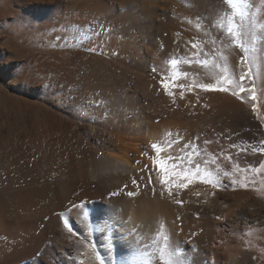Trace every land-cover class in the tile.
I'll list each match as a JSON object with an SVG mask.
<instances>
[{
  "label": "bare ground",
  "instance_id": "obj_1",
  "mask_svg": "<svg viewBox=\"0 0 264 264\" xmlns=\"http://www.w3.org/2000/svg\"><path fill=\"white\" fill-rule=\"evenodd\" d=\"M0 4V29L55 44L0 46V103L12 101L0 115V264H161V251L169 264H222L219 115L263 134L250 107L201 86L247 87V103H264V0ZM230 17L235 38L220 27ZM46 93L55 111L21 108ZM254 242L264 250V235ZM243 252L223 263L264 264Z\"/></svg>",
  "mask_w": 264,
  "mask_h": 264
},
{
  "label": "rangeland",
  "instance_id": "obj_2",
  "mask_svg": "<svg viewBox=\"0 0 264 264\" xmlns=\"http://www.w3.org/2000/svg\"><path fill=\"white\" fill-rule=\"evenodd\" d=\"M8 13H9V7L0 4V15H1L0 17H4L2 15L7 16ZM222 22H220L221 23L220 27H222L221 30L226 27L227 30L225 31L226 28L224 29L225 33L223 30L222 31L224 36L229 37L228 27H227L228 25L225 26L226 23L224 22L225 23L224 24ZM0 35H1L0 46H2V48H6L10 46L18 51L26 50V52L31 55H33L37 51H49L55 49V44L53 42L43 40L44 38L41 35L40 36L36 35L35 37L32 36L23 39L20 38L19 36L14 37L9 35V33L4 28L0 29ZM205 72H203V75ZM206 74L207 72L205 73V76L208 75ZM27 79L28 80L30 79L28 75L22 74L20 82L27 81ZM0 88L4 89L5 91L10 90L1 81H0ZM187 88H189L188 89V91L190 90L189 92H191V90L195 91L194 89H192L193 87L192 88L187 87ZM226 88L227 91L226 90L221 91L222 94H225L226 92L227 95L228 94L227 92H229L230 93L229 96L233 97L234 101H238L239 103L241 102L245 108H247V106L250 107V110L247 108L248 109L247 113L250 111L248 114L250 118H252V122L256 123L258 127H260V131L262 130L263 135L261 140L262 139L263 140L262 142L260 141L258 143L255 139L256 137H253L255 136V134L252 133L254 132L252 125L250 127L248 124L238 125L236 113L233 114V116L231 117L232 119H229L230 120L229 121L226 118L227 112L223 110H222L223 112L221 111V114L219 115L220 119L217 121L216 124V131H217L218 141L220 142V143L217 142V144H219L218 152L220 154L219 155L220 162L223 166L221 165L220 166L221 168L218 171L219 184L216 185L218 187H215L213 190H214V198L216 199V202L218 204V212H219L218 215L214 217V223H216L218 225V228L221 229V230L219 229L220 230L219 232L223 238L222 240L219 241V243L216 246L218 250H216L215 254L217 255L215 254L214 255L217 258L220 256L221 263L226 264L229 263L227 262L229 258L238 257L240 255H241L240 257H243L242 254L244 253L243 251L252 250L256 253L255 255L256 259L262 262L263 261L262 259H264V250H262L260 248V245H257L254 242V240H257L261 235H264V216H263L264 215V167H260L261 163H264V103L260 105L258 102L259 100L258 97H255L254 105H250L249 103H247L248 100L250 99V96L248 97V95H246L247 93H249L247 87H243V88H247L244 90L243 93L240 92V86H238V88L235 87L236 90L233 88V86H228ZM167 91L169 90H166L165 92ZM170 91H172V89ZM170 91L166 94H171ZM233 95H235V98ZM21 98L24 99V97ZM30 100L26 102L21 101L19 103L21 108L25 110L33 109L32 107L35 106L34 104H38L40 106L42 105V107L46 109L48 108L52 109V107H54V104H56V101H52V98L49 97L48 93L44 95L42 94L41 96L36 97L31 101ZM11 102L12 101L5 99L2 103H0V113H2L0 115H7L6 113L7 112L9 113L10 110L9 108L12 107ZM52 102L54 103L52 104ZM52 111H55L54 108L52 109ZM54 114L57 115L58 113L54 112ZM42 117H43L42 121L44 124H54L57 122L55 118L54 119L49 118L46 117L45 115H42ZM249 131L251 132L249 133ZM250 136H252L254 140L252 137L250 138ZM254 142L256 145L254 144ZM205 195H204V199L206 197V200L203 199L204 200L203 202L208 203L213 196L211 195V193L208 192ZM224 237L225 240H223ZM224 245L227 247V249L225 248ZM221 257H224L226 259H223L222 261ZM235 264H247V263H245V261H241V262L238 261L235 262Z\"/></svg>",
  "mask_w": 264,
  "mask_h": 264
},
{
  "label": "snow or ice",
  "instance_id": "obj_3",
  "mask_svg": "<svg viewBox=\"0 0 264 264\" xmlns=\"http://www.w3.org/2000/svg\"><path fill=\"white\" fill-rule=\"evenodd\" d=\"M229 2H231V0H229ZM233 7H236V5L233 4ZM228 33L231 34L234 38L238 35V33L234 32V30H233L231 17L229 18ZM193 47H195V45H193ZM172 64H173V66H175L176 61L175 60L172 61ZM224 71L226 73L227 69L225 68ZM246 76H247V73L242 74L241 77H240V80L243 81L246 78ZM162 87H164L165 90H167L170 87V85L167 82H162ZM201 87H203L205 91H225L224 88H213V87H211L209 85H202ZM244 90L245 89L243 87L240 88V92L241 93H243ZM252 98L255 99L254 96ZM159 167H160V171L165 173V176H163L161 178V183L162 184H168L169 180H168V178L166 176V168L163 165H161ZM260 167H264V163H261ZM133 183H135V181ZM184 187H187V185H184ZM112 195H115V193H113ZM128 195L131 196V195H133V193L129 192ZM73 207L75 208L76 206L74 205ZM68 226H69L68 224L65 225V227H68ZM161 264H169V261L164 259L163 251H161Z\"/></svg>",
  "mask_w": 264,
  "mask_h": 264
}]
</instances>
